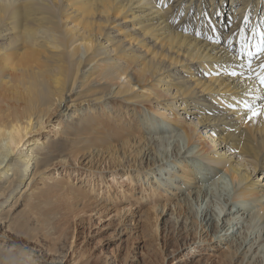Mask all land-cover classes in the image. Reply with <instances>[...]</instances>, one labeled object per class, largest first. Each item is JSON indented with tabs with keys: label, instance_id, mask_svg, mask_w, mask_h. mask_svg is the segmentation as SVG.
I'll return each instance as SVG.
<instances>
[{
	"label": "bare ground",
	"instance_id": "bare-ground-1",
	"mask_svg": "<svg viewBox=\"0 0 264 264\" xmlns=\"http://www.w3.org/2000/svg\"><path fill=\"white\" fill-rule=\"evenodd\" d=\"M262 29L264 0H0V231L28 240L37 231L28 220L13 217L23 199L52 236L54 209H39L59 188L47 193L36 177L54 160L66 163L71 155L102 147L112 153V164L134 153L133 164L149 166V174L158 178L166 172L162 183L176 187L179 196L183 184L194 189L190 195L202 202L203 221L234 249L223 264H236L235 254L241 264H264V115L248 121L242 103L238 112L228 107L242 97L253 106L264 104L257 75L264 55L251 58L250 72L241 48L243 32L255 52ZM233 69L243 75H229ZM74 95L100 106L66 119L77 141L27 145ZM124 107L139 114L129 130L112 123ZM181 110L197 115L198 125L181 117ZM131 129L134 134L146 129L152 137L132 142ZM211 132L217 137L207 139ZM94 133L102 138L80 139ZM166 134L171 136H161ZM175 139L172 158L160 155ZM152 195L158 197L159 190ZM39 249L23 245L13 252L0 245V264H41Z\"/></svg>",
	"mask_w": 264,
	"mask_h": 264
},
{
	"label": "rangeland",
	"instance_id": "rangeland-1",
	"mask_svg": "<svg viewBox=\"0 0 264 264\" xmlns=\"http://www.w3.org/2000/svg\"><path fill=\"white\" fill-rule=\"evenodd\" d=\"M114 34L118 35L119 31L115 30ZM205 77L207 78L206 75ZM76 98V95L67 96L62 106L53 112L49 119H45L43 128L29 136L27 145L33 144V141L45 145L50 139L65 140L73 145L79 137L72 129L73 123L66 119L92 107H100L89 105L87 100L81 101L83 98ZM146 109L147 114L160 118L151 108ZM100 110L102 111V108ZM164 111L171 113V110ZM177 112L180 113V110ZM91 114L100 115L99 110H92ZM134 115V121L137 122L139 114L133 112L132 107L129 111L124 107L112 123H125L129 130ZM179 115L189 122L195 121V125H198L197 115L192 117L183 110ZM148 125L149 123L145 122L144 127L147 128ZM92 131L96 132L93 128ZM130 133L133 134L132 142H140L141 137L148 136L146 129L135 134L131 129ZM161 136L168 138L171 134ZM205 137L212 139L216 138L217 134L211 132ZM99 138H102L99 133L80 136L81 140L93 142ZM124 140L120 138L119 142L123 143ZM176 142V139L167 142L159 154H168L171 159ZM84 145L85 143H82L75 147L81 148ZM23 148L25 149L26 145ZM229 154L235 157L233 152ZM133 156L134 153L127 159L121 157L120 164H112V153L109 154L102 147H92L71 155L66 163L61 164L54 160L46 165L44 172L36 177L35 183L47 193L55 186L59 188L52 193L50 204L45 205L41 201L43 205L39 209H54L52 211L56 215L50 216L53 226L56 227L50 232L52 236L40 226L36 218H39L37 210L34 211L35 214L29 212L26 201L22 199V205L13 217H20V221L28 220L31 228L37 231L31 230L29 240L23 237L13 239V235L5 228L0 231V245L5 249H13V252L23 245L40 248L39 250H44L41 264H223L226 256H232L234 249L225 239L226 236L215 235L211 223L206 225V221H203L204 213L199 210L202 202L197 203L190 195L194 189L187 190L183 184V194L179 196L176 194V187H169L167 182L162 183L161 178L167 176L166 172L158 179L157 175L149 174V166L148 169H141L138 163L133 164ZM200 164L204 166V162ZM190 165H193V162H190ZM193 169L191 168L195 173ZM175 171L181 172L180 168ZM202 173L204 175V172ZM203 175L199 177L202 178ZM190 180L185 179V183ZM153 189L159 190L158 197L152 195ZM33 190L34 188L30 192ZM24 196L26 197L25 194ZM185 198L189 200L187 206ZM234 258L236 264H241L242 257L239 254H235Z\"/></svg>",
	"mask_w": 264,
	"mask_h": 264
},
{
	"label": "snow or ice",
	"instance_id": "snow-or-ice-1",
	"mask_svg": "<svg viewBox=\"0 0 264 264\" xmlns=\"http://www.w3.org/2000/svg\"><path fill=\"white\" fill-rule=\"evenodd\" d=\"M256 33H253V36H255ZM259 41L255 44V52H253L251 50L252 45L249 44L248 40L246 39V37L243 35V32H241V48L242 50H247V55L249 57V62H248V69L249 71H253L252 69V64H251V58L254 55H264V29H262L259 33ZM219 74V73H217ZM229 75L236 77V76H242L243 73H239L237 72L235 69H233L230 73H228ZM258 75V79H259V83L261 85H264V64L260 65V71L259 73H257ZM243 104L244 108L247 110L248 115H247V120L251 121L254 118H257L261 115H264V104H260L258 106H253L251 103H249L246 99H244L243 97L241 98L240 101H234L232 103H230L228 105V107L233 110L238 112L239 111V105Z\"/></svg>",
	"mask_w": 264,
	"mask_h": 264
}]
</instances>
